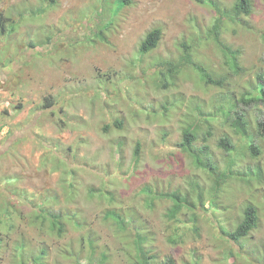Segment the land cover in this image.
Returning a JSON list of instances; mask_svg holds the SVG:
<instances>
[{"label":"rangeland","instance_id":"rangeland-1","mask_svg":"<svg viewBox=\"0 0 264 264\" xmlns=\"http://www.w3.org/2000/svg\"><path fill=\"white\" fill-rule=\"evenodd\" d=\"M114 1L0 0V10L9 15L8 31L0 34V195L14 186L61 193L71 181L76 195L59 205L83 210L86 218L82 232L70 229L60 238L23 225L27 247L38 254L48 245L43 264H135L133 240L140 233L155 263L171 257L176 264H264L247 256L225 258L227 248L239 245H227L211 211L201 208L196 209L199 233L187 230L170 240L174 224L164 216L169 199L157 197L147 207L144 191L187 189L191 180L207 178L178 143L188 122L200 124V132L211 126L206 143L214 159L224 165L235 157L242 167L259 163L263 169V177L251 184L228 180L219 196L233 200L232 211L247 200L257 203L263 214L244 252L248 247L264 252V142L257 132L263 129L257 122H264V101H240L242 93L258 94L257 85L264 82L257 78L264 74V0H252L245 23H224L221 37L232 51L239 50L238 70L228 67L213 41L196 47L195 57L218 74L222 86L206 84L188 66L168 88L154 84L159 66L152 60L180 56L192 26L213 21V7L197 0H127L112 14L107 7ZM220 1L229 6L234 0ZM154 27L162 30L161 39L142 57L139 42ZM230 96L239 99L236 109L249 120L257 149L242 148L244 136L219 111ZM209 111L216 116L211 125L205 119L212 118ZM224 136L232 143L231 154L220 143ZM197 141L203 143L202 137ZM70 169L74 172L67 173ZM110 209L125 215L122 228L104 220ZM0 264H17V258L2 249Z\"/></svg>","mask_w":264,"mask_h":264},{"label":"trees","instance_id":"trees-1","mask_svg":"<svg viewBox=\"0 0 264 264\" xmlns=\"http://www.w3.org/2000/svg\"><path fill=\"white\" fill-rule=\"evenodd\" d=\"M127 0H116L114 5L107 7L108 12L116 14L118 8L124 5ZM198 2H207L214 9L215 17L211 23L207 26H200L197 24L195 30H191L189 39L181 43L182 52L180 56L176 58L152 60V63L159 68H156L153 72V82L156 87L168 88L176 85V78L183 73L188 66H193L199 75V79L206 84L213 82L216 85L222 86L223 80H221L218 74H212L210 70L195 56L199 54L196 47L203 45H210V40L218 45L226 56V64L233 70L240 68L237 60L236 53L239 50H231L229 45H226L222 39V32L224 23L226 20L233 22L245 23V16H249L252 12V0H234L229 6L222 4L220 0H197ZM10 13V12H9ZM9 22V15L0 10V34L6 33L7 23ZM100 34V33H98ZM264 34V33H263ZM162 36V30L159 27L150 29L144 37L141 39L138 45V53L140 56H145L150 53L159 43ZM228 53H230L228 55ZM102 76L105 74H101ZM152 77V78H153ZM107 78V77H106ZM222 78V77H221ZM257 78L264 81V74H257ZM223 79V78H222ZM108 80V78H107ZM100 82V79L98 80ZM106 82V79L104 80ZM257 93L255 95L247 96V93L240 96V101L251 102L256 100L264 101V82L257 85ZM48 96L46 99H50ZM237 97L230 96L227 99L226 105H220L219 111L225 118H232L230 124L235 132L240 133L244 148L248 145L250 149H257L252 142V133L249 131V120L242 112H238ZM48 104H44L43 107H48ZM166 108L165 106H163ZM214 107V106H213ZM212 107V108H213ZM202 112V111H201ZM232 113V115H231ZM208 116L212 118H205L209 125L211 121L215 119L214 113L208 112ZM119 120L115 123L118 124ZM258 126H262V130H257L264 142V122H257ZM210 127L206 131H199L201 125L196 122H188L182 129V138L178 143L181 150L188 153L194 160L197 167L202 168L205 171L207 178L203 180L193 179L189 182L187 189L176 188L166 192H156L151 189L145 188L146 197L145 203L147 207H151L155 198H167L170 201L164 216L170 220L174 226L168 238L172 241H176V237L179 234H184L187 230H193L197 234L199 233V219L196 212L197 208H201L203 211H211L212 218L215 221V227L218 229L220 238L227 244L233 243L239 245V248H233V245L226 250L225 258H239L246 257L250 260H263L264 252H259L258 248H247L245 251V245L248 240H251L250 233L256 229L261 220V208L254 200H247L237 210L232 211L233 200L227 198L225 202L221 200L219 194L225 191L228 180L232 178H240L247 184H251L252 178H262L263 169L259 163L251 167L240 166L236 162V158H229L224 165L220 161L214 159L210 154V148L208 143V135L210 134ZM199 136L202 137L203 143L197 144ZM248 139V141H246ZM225 147V150L231 154L233 149L232 143L228 136H224L220 139ZM139 143L136 144L135 154L137 155ZM259 162V161H258ZM74 172L73 169L67 170V173ZM7 192L0 195V250L10 249L12 257L17 258V264H30L31 262L42 263L44 255L47 253L48 245L39 247L38 254H35L34 249H29L28 243L25 241L23 225L32 227L39 231L41 236L48 238L64 237L71 229L73 231L82 232L85 226L86 218L83 216V210L78 208H66L59 204H62L64 199L65 203L72 201V198L76 195V189L73 182H68L65 186H62L61 193L58 189L53 188L39 192L38 194L30 193L25 188L14 186L12 188H6ZM95 189L90 188L88 194L93 195ZM106 194V193H105ZM111 196V191L108 192ZM2 202V204H1ZM64 204V203H63ZM24 206V208H19ZM25 212V213H24ZM263 214V211H262ZM236 215V216H234ZM125 215L121 213V210L116 211L110 209L106 211L104 220H112L117 228H122L125 221ZM129 218L128 216H126ZM191 221V222H189ZM217 222V224H216ZM22 223V224H21ZM188 223H191L189 225ZM184 226V228H182ZM178 232V233H177ZM91 241V237L88 238ZM145 239L140 233L135 234L133 240L134 259L135 264H176L173 258H168L164 263H155L152 260L153 254L151 253V247L145 242ZM13 250V251H12ZM259 252V253H258ZM90 255H92L90 253ZM103 259L105 255L103 254ZM152 260V261H151ZM264 261V260H263ZM197 264V263H196Z\"/></svg>","mask_w":264,"mask_h":264}]
</instances>
